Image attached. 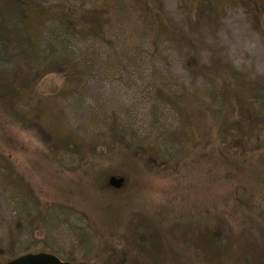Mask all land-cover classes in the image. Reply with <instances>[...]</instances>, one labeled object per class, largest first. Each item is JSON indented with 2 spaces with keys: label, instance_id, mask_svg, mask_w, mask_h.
<instances>
[{
  "label": "rangeland",
  "instance_id": "rangeland-1",
  "mask_svg": "<svg viewBox=\"0 0 264 264\" xmlns=\"http://www.w3.org/2000/svg\"><path fill=\"white\" fill-rule=\"evenodd\" d=\"M81 1L103 14V32L73 46L82 69L74 91L62 93L60 73L42 78L29 104L18 106L40 125L24 126L0 109V264L38 252L70 264H104L114 253V264L127 257L133 264H155L149 257H169V251L180 252L183 264H201L188 242L197 239L201 250L198 233L213 218L225 220L235 237L254 218L245 197L256 206L262 194L255 211L262 214L264 143L244 163L206 149L214 135L181 147L179 118L160 92L194 94L191 109L198 120L192 118V125L204 121L211 87L187 70L194 51L167 35L150 34L141 18L143 0ZM10 3L14 6V0H0V93L17 60L13 41L3 43L14 35ZM247 5V0H152L169 26L194 41L200 66L264 81L263 22ZM42 33L41 53L48 27ZM111 177L122 179V187H109ZM127 234L135 238L131 245L122 240ZM156 234L166 249L161 254ZM219 264L234 263L221 257Z\"/></svg>",
  "mask_w": 264,
  "mask_h": 264
},
{
  "label": "trees",
  "instance_id": "trees-1",
  "mask_svg": "<svg viewBox=\"0 0 264 264\" xmlns=\"http://www.w3.org/2000/svg\"><path fill=\"white\" fill-rule=\"evenodd\" d=\"M247 1V7L252 10L251 15L260 24L263 22L261 32L264 37V0ZM142 2L145 9L142 10L141 18L150 34L158 38L167 35L181 47H188L194 51L189 56L187 70L195 76L201 74L211 87L206 94L210 103L202 109L204 121H198L199 123L194 125L193 119L198 120L195 110L191 109L196 104L194 94H187L183 90L179 94L160 92L162 101L169 105L179 118L177 137L181 141V147L183 144L195 147L198 144V136L205 139L214 135L215 138L207 143L208 146L204 143L211 153L218 155V152H221L223 156L231 153L238 157L239 163L249 162V158L255 156V152L259 151L264 143V81L261 79L250 81L234 70L229 71L220 67L208 71L204 66H200L194 55L196 48L194 41L181 30L169 26L162 14L152 8V0ZM10 7L14 10V35H10L13 36L11 39L6 36L3 43L13 41L14 57L17 60L14 68L9 70V73H12V80L0 93V109L12 112L24 126L31 123L40 125L41 122L37 119L31 122V118L37 116H33L31 111L19 110L18 106L20 104L27 106L40 80L53 73L63 75L61 86L63 94L69 95L74 91L81 79L82 69L74 57L73 46L79 41L102 36L103 14L96 7L79 0H14V6L10 3L8 8ZM46 27L48 44L41 53L42 28ZM195 124L198 126L195 127ZM242 143L244 149H240ZM149 159L152 157L149 156ZM173 168L176 169L177 165ZM262 181L264 186V178ZM260 195L262 194L257 196ZM258 197L256 206L252 199L245 197V205L254 218L248 220V224L237 236L232 237L227 233L229 230L225 227V220L216 217L204 228L203 233H198L201 250L196 248L197 239L189 240L190 253L198 260L197 262L219 264V259L226 257L234 264H264V210L261 215L255 214L256 209L261 207ZM223 235L227 236V239ZM159 236L156 234L157 238L155 237L157 254L166 251ZM134 239L128 234L122 237L123 242H128V245L134 243ZM112 247L115 250L119 249V246ZM149 247L154 248V243L150 240ZM122 254L127 255V252ZM166 254L169 257L165 254L161 255V259L160 255L149 257L150 262L154 263L155 260V264L167 262L183 264L180 252L169 251ZM117 257L115 253L107 256L104 264H114ZM129 259L123 258L120 262L133 264Z\"/></svg>",
  "mask_w": 264,
  "mask_h": 264
},
{
  "label": "water",
  "instance_id": "water-1",
  "mask_svg": "<svg viewBox=\"0 0 264 264\" xmlns=\"http://www.w3.org/2000/svg\"><path fill=\"white\" fill-rule=\"evenodd\" d=\"M123 180L116 177H111L108 180V186L114 189H119L123 185ZM5 264H70L65 261H61L57 256L49 253L38 252L19 256L14 258Z\"/></svg>",
  "mask_w": 264,
  "mask_h": 264
}]
</instances>
